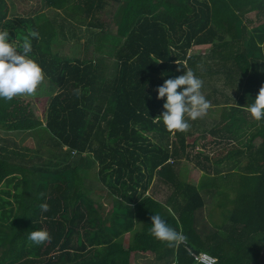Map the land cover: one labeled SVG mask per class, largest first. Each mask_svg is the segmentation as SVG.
I'll use <instances>...</instances> for the list:
<instances>
[{
    "label": "trees",
    "instance_id": "obj_1",
    "mask_svg": "<svg viewBox=\"0 0 264 264\" xmlns=\"http://www.w3.org/2000/svg\"><path fill=\"white\" fill-rule=\"evenodd\" d=\"M111 1L118 4L111 18L115 35L104 34L100 40L114 48L110 43L117 39L118 60L114 78L98 86V62L67 60L51 51V42L71 33L73 26L104 33L97 16ZM41 2L62 12L61 21L55 23L44 13L7 20V6L0 0V29L5 26L16 45L28 37L30 55L43 69V91L58 87L52 96L0 100V130L27 132L36 139L43 131L48 159L57 161L29 169L0 152V186L22 174L16 181L21 192H0V264H133L137 253L151 254L164 264H202L193 257L199 252L215 257L214 264H264V119L246 118L251 116L247 106L264 86V47L257 44H264V23L253 25L264 16V0ZM159 9L167 15L162 22L153 18ZM249 13L253 18L246 16ZM33 31L38 39L30 36ZM193 44L209 45L208 52L187 55ZM186 68L203 81L201 91L211 74L217 75L220 87L235 93L225 96L226 118L211 134L224 130L227 139H236L237 131L248 132L245 149L228 152L242 158H231L226 172L217 171L211 179L204 176L197 186L181 183L176 175L173 163L185 157L187 137L166 129L159 117L165 111L164 98L157 99L156 93L164 79L182 75ZM95 95L97 104L92 102ZM91 174L97 187L88 188L85 182ZM155 176L179 194L178 208L168 210L145 195ZM212 188L221 195L219 205L230 206L228 225L223 220L222 225L216 223L221 231L208 228L205 234L198 219L204 207L200 191ZM31 190L34 197L29 200L35 203L29 206L26 192ZM10 197L16 207H9ZM102 199L111 205L110 212ZM42 204L47 211L41 210ZM154 214L186 241L169 246L154 238L149 231ZM35 230L46 231L47 240L39 245L28 241ZM132 230L128 243L122 244V235Z\"/></svg>",
    "mask_w": 264,
    "mask_h": 264
},
{
    "label": "rangeland",
    "instance_id": "obj_2",
    "mask_svg": "<svg viewBox=\"0 0 264 264\" xmlns=\"http://www.w3.org/2000/svg\"><path fill=\"white\" fill-rule=\"evenodd\" d=\"M4 1H5L6 6H7V20H12L14 18H21V17L22 18L30 17V16L34 15L35 13H44V15L46 17L53 19L55 23H58L61 21L62 17H64L62 12H59V11L54 10V9L44 8L42 6L41 0H4ZM117 5L118 4L116 2H113V1L108 2V4L102 10L101 14H99L97 16L105 25L104 33H101L98 29H93V32H95V34H92L93 32L90 33L89 30H87V28L84 26H81V27L73 26L74 28H73V30H71L72 31L71 33H73V34L67 33V31H66L65 34H68V35H65V37H62L61 35H57L56 41L51 42V51L53 53H56L60 57L70 58V59H73V58L85 59V60L91 59L93 62L95 61V63L98 62L100 64L99 74L102 78V79H99L100 82L98 83V86H101L102 83H104L103 85H106L114 78L115 67H116V63L118 60L117 58H118V51H119V43H118L117 39L115 41L111 42L110 44H113L114 48L110 46L111 49L109 50V48H110L108 45L109 43H107L106 41L104 44L101 43L100 37L104 34L108 35V37H110L112 34L115 35V33H113V29L115 28V26H114V24H112L111 18H112L113 14L117 8ZM164 16H167L166 12L163 9H159L153 15V18L158 20L159 22H162ZM246 16L248 18H253L254 15L249 13V14H246ZM257 20H259V21H257ZM257 20H254L253 25L260 24L262 22L264 23V16L257 18ZM3 28L5 29V26H3L2 29H0V30H3ZM15 41L16 40H12V43L14 45H16ZM98 44H102L101 49L99 51L95 49V47ZM208 48H209V45L196 46L193 44L188 49L187 55L206 53V52H208ZM100 58H102V59H100ZM97 59L100 61H97ZM207 76L209 79H211V81L209 82V85H212V87H210V92L215 94V96L217 98L214 101H218V102L223 103L226 95H228L230 97H233L235 95V93L231 90V88L220 87L219 83L217 82L218 80L215 78V77H217V75L215 77L212 76L211 74H209ZM219 77H220V75H219ZM42 83L38 86V88L34 94L23 95L22 97L35 98V97H39V96L44 95V94H48L49 96H52V95H54V93L58 92V87L56 85L54 87L45 89L43 91V89H42L43 84ZM92 102H93V104H97V95L94 96V98L92 99ZM211 104L212 103H210V107L208 108L206 114L199 118L201 120L200 123L198 122L202 126V131H205V135H208V137L211 140H213V141L215 140L218 142V144L217 143L213 144V146H211L210 149L208 150V156H209V159L211 161L208 160L207 164H209V165L214 164L213 163L214 159L218 158L219 164L217 166L222 168V171L226 172L227 168L231 164V161L227 160V159H231V158L232 159H240V158H242V155H240V154H237L234 157L233 156L231 157L229 155L228 157L224 158V156L226 155V152L228 150H230L229 148H232V147L237 148L236 142L241 147L243 144V141L245 140V138L248 134V132L246 133L245 129L241 133H240L241 130L237 131V134H240V136L236 139H234V138L227 139L226 135L228 133L224 130H222V134H216V133L211 134V132L215 129L216 126H220L224 122V120L226 118L224 116L228 112V107H226L225 105L221 104L220 106H218L219 105V103H218V105H217L218 107L213 108ZM40 118L43 121L42 125H44L45 120H44L43 116L41 115ZM246 118L251 120L252 116H247ZM1 136H3V138H6L7 136H9V140L12 143V145L9 143L4 144L2 146L3 150H0L2 155H4L6 158L10 159L9 161H13L16 163L23 164V166L28 167L29 169H31L35 166L36 167L46 166V165H48V162H50V164H55V162H57L56 160H53V159L49 160L48 159V155L46 154L45 149H44L45 148L44 145L46 143V138H45L46 136L44 135L43 131H40V139L39 138L36 139V136L34 134L27 133V132L3 133L0 131V138H2ZM74 154L75 153L72 152L71 158H74L76 156ZM203 155H204V153L202 155L199 154V156L197 158H194V157L193 158L194 159H200L206 164V162L202 158ZM226 160H227V162H226ZM171 161L172 160H169L170 163H171ZM44 162H46V163H44ZM91 177H92V174H91L90 178L87 179V181L85 179V182H86L88 188L90 186L91 187H94V186L97 187V183H95ZM21 178H22L21 172L20 173L17 172L15 180L12 179V181H7V182L3 181V183L0 186V192L2 190L10 191L11 194L16 193V192H21L22 191V185L20 183H19L20 185L16 184V181L20 180ZM209 183H210V181H209ZM184 184L194 185V183H191V182H186ZM33 193L34 192L32 190L26 192L27 197H28L27 201L30 198L32 199L34 197L32 195ZM165 193H166V191L164 192V194ZM164 194L163 195L157 194V195H154L153 197L155 198V200L158 199L157 201L161 200L162 202H165V195ZM201 195L203 196V199H204V207L201 208L202 211H200L199 214H202L201 215L202 217L205 214H207L208 218L203 217V218H198V219L201 221H207L210 218V224L206 225L205 223L202 222L199 225L200 229L203 230L204 232L208 228H211V229L213 228L212 230L221 231V228L217 229V227H219V226L216 225V223L219 225L220 224L222 225V223L224 222V225H226V226L228 225V223L225 222V221H227L226 210L229 209L230 206L227 204V202L223 206L219 205V202L221 201L220 200L221 195L217 194L213 189L211 190L210 193L201 192ZM178 196H176V197H178ZM232 196H233V193L231 190H229V196L228 197L231 198ZM4 197H6V196H4ZM9 201H11L12 203L10 206L9 205H7V206H9V207H16L17 206V203L15 202V199L13 197H10ZM27 201H26V203H27ZM29 202H30L29 206L31 205V202H33V204L35 203L34 201H30V200H29ZM1 203L2 202L0 201V204ZM212 204L218 205V209L214 210V211L212 209L210 211ZM166 205H165V207H166ZM163 206H164V204H163ZM168 210H171L170 207ZM128 233H129V235H132L133 230L128 232ZM206 233L207 232H205V234ZM122 236L124 237V239L122 237V239H123L122 244L126 245L127 241H129L126 238H130V236H127L124 234ZM263 260H264V256H263ZM132 261H133V264H158V262L154 259V257L152 255H147V254H135L133 256ZM161 264H164V261H162Z\"/></svg>",
    "mask_w": 264,
    "mask_h": 264
},
{
    "label": "clouds",
    "instance_id": "obj_3",
    "mask_svg": "<svg viewBox=\"0 0 264 264\" xmlns=\"http://www.w3.org/2000/svg\"><path fill=\"white\" fill-rule=\"evenodd\" d=\"M30 36L39 38L35 31L30 33ZM12 40L9 31L0 30V100L3 101L34 94L44 79L42 67L30 55L31 40L25 37L20 45H14ZM257 44L264 47L259 41ZM202 86L203 81L188 68L182 75L164 79L163 83L157 86V99L164 98L165 109L159 117L167 130L186 132L190 127L188 119L196 120L206 114L210 104L201 92ZM178 88L180 91H177ZM246 111L257 121L264 119V86H261ZM40 207L42 211H47V204ZM150 219L149 231L154 238L166 242L169 246H179L186 241V236L171 227L159 214L152 215ZM47 238L48 233L44 230L32 231L27 236L28 241L34 245L43 243Z\"/></svg>",
    "mask_w": 264,
    "mask_h": 264
},
{
    "label": "crops",
    "instance_id": "obj_4",
    "mask_svg": "<svg viewBox=\"0 0 264 264\" xmlns=\"http://www.w3.org/2000/svg\"><path fill=\"white\" fill-rule=\"evenodd\" d=\"M196 46H202V45H196ZM201 54H203V53H201ZM66 59L73 61V59H70V58H66ZM205 81L210 82L211 79L206 78ZM210 87H212V85L207 86L205 84L204 90L201 92L206 97V99L210 103H212L211 104L212 107L215 108V107L220 106L221 104L224 105V102L223 103L220 102L218 106L215 105V103L213 101H214V99H217V98H216L215 94L210 92ZM185 118L188 119L187 117H185ZM200 121L201 120L199 118L196 120L188 119V123H189L190 127L186 132H184L185 136L187 137V143H188L187 148H186V152H185V157L178 160V161H175L173 163L174 168L176 170V175H177L178 179L180 180V182L181 183L191 182V183H194L195 186H197L199 181H201V179H203L204 176L206 178H211L212 176L215 175V173L217 171L224 173V171H222V168L217 166L219 164L218 158L214 159V161H213L214 164H211V165L207 164L208 160H210L209 156H208V150L210 149L211 146H213V144H215V140L213 141L208 137V135H205V131H202V126L199 124ZM0 131L3 133H8V132H14L15 133L16 132V131H8L7 132V131H2V130H0ZM1 137L2 138H0V147H2L6 143H9L12 145L11 141L9 140V136H7L6 138H3V136H1ZM243 142H245V140ZM236 146H237V148H241L242 150L245 149L244 144H242V146L240 147L238 145V143L236 142ZM232 148H229V149H232ZM0 150H3V149L1 148ZM228 152H229V150L226 152V155L224 156V158L228 157V155H229ZM203 153H204V155L202 158L206 162V164L200 159H194V158H197L199 156V154L202 155ZM227 160H230V159H227ZM227 160H226V162H227ZM211 190L208 193H210ZM165 191H166V193L164 194ZM200 192L204 193L205 190H202ZM157 194H160V195L164 194L165 195V202H162L161 200L158 202L164 204V206L167 204L166 207L168 209L170 207V209L174 210L173 205H175V202H178V201L180 202V199H178V197H177V200H172V201L170 200L171 197H176L179 194L174 192L173 187H171L169 184H165L163 181H161L159 179L158 176H155V177H153L150 186L148 187L147 191L145 192V195H147L153 199L154 198L153 196L157 195ZM174 199H176V198H174ZM107 200H108V198H107ZM154 200H155V198H154ZM157 200L158 199H156L155 201H157ZM102 202H103L104 207L106 208V212L107 213L110 212L111 211V205L107 204L105 199H102ZM212 209H213V211L217 210L218 205L212 204L210 211ZM203 217L208 218L207 214H205ZM202 222L205 223L206 225L210 224L209 219L207 221H202ZM124 235L131 236V235H129V233H125ZM123 239H124V237H123ZM126 239L129 240V238H126ZM127 243H128V241H127ZM137 254H139V253H137ZM147 255H151V254H147ZM263 256H264V250L262 251V253L260 255V261L262 263H264ZM158 264H161V263L158 262Z\"/></svg>",
    "mask_w": 264,
    "mask_h": 264
},
{
    "label": "built area",
    "instance_id": "obj_5",
    "mask_svg": "<svg viewBox=\"0 0 264 264\" xmlns=\"http://www.w3.org/2000/svg\"><path fill=\"white\" fill-rule=\"evenodd\" d=\"M193 257L197 263L214 264L216 262L215 257L208 255L205 252H199L197 254H194Z\"/></svg>",
    "mask_w": 264,
    "mask_h": 264
},
{
    "label": "bare ground",
    "instance_id": "obj_6",
    "mask_svg": "<svg viewBox=\"0 0 264 264\" xmlns=\"http://www.w3.org/2000/svg\"><path fill=\"white\" fill-rule=\"evenodd\" d=\"M249 138V137H248Z\"/></svg>",
    "mask_w": 264,
    "mask_h": 264
}]
</instances>
